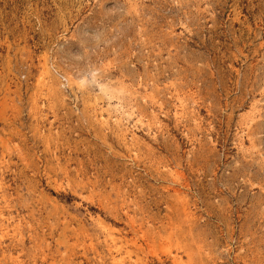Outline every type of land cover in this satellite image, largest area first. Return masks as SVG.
Instances as JSON below:
<instances>
[{
	"label": "rangeland",
	"instance_id": "obj_1",
	"mask_svg": "<svg viewBox=\"0 0 264 264\" xmlns=\"http://www.w3.org/2000/svg\"><path fill=\"white\" fill-rule=\"evenodd\" d=\"M0 264H264V0H0Z\"/></svg>",
	"mask_w": 264,
	"mask_h": 264
}]
</instances>
